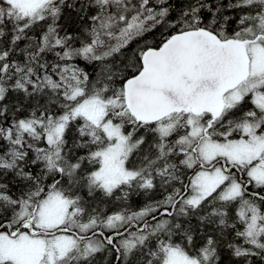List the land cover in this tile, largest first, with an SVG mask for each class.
I'll return each instance as SVG.
<instances>
[{"label": "snow or ice", "instance_id": "1", "mask_svg": "<svg viewBox=\"0 0 264 264\" xmlns=\"http://www.w3.org/2000/svg\"><path fill=\"white\" fill-rule=\"evenodd\" d=\"M0 264H264V0H0Z\"/></svg>", "mask_w": 264, "mask_h": 264}]
</instances>
